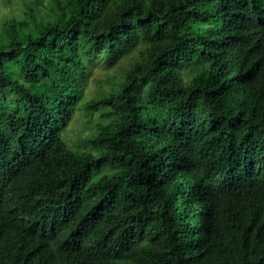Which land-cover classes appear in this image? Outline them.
Segmentation results:
<instances>
[{
	"label": "trees",
	"instance_id": "trees-1",
	"mask_svg": "<svg viewBox=\"0 0 264 264\" xmlns=\"http://www.w3.org/2000/svg\"><path fill=\"white\" fill-rule=\"evenodd\" d=\"M19 1L0 264H264V0ZM92 63L111 86L80 102Z\"/></svg>",
	"mask_w": 264,
	"mask_h": 264
},
{
	"label": "rangeland",
	"instance_id": "rangeland-1",
	"mask_svg": "<svg viewBox=\"0 0 264 264\" xmlns=\"http://www.w3.org/2000/svg\"><path fill=\"white\" fill-rule=\"evenodd\" d=\"M49 3V0H44V5L41 6L42 11L45 10L49 11V8L47 5ZM22 5L19 0H0V30L3 26V24L11 19L12 15H19L23 16L22 14ZM124 62L120 61L115 64V68L110 72L112 75L120 76L121 72L124 70ZM92 71L89 73L87 77V81L84 87L83 96L80 99V102L87 101L90 98H93L97 96L100 91L108 89L111 85L106 82V74L103 70L104 68L100 64L92 63ZM85 111L83 109H79L76 113L75 120L82 121V119L85 118ZM90 122H86L87 127L80 124L77 125V121L70 122V128L68 126L67 130H65L62 133V139L64 142L69 145L70 147L73 146H81L82 148H78L79 150H89V147H85L83 143V138L87 134L88 135V126L91 123H94L96 121H101V115L100 112H96L91 115ZM85 147V148H84ZM94 178H97V175H95Z\"/></svg>",
	"mask_w": 264,
	"mask_h": 264
}]
</instances>
